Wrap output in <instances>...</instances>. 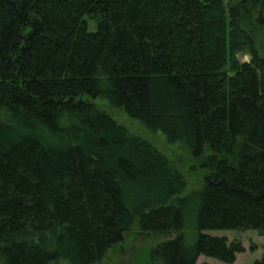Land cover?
Segmentation results:
<instances>
[{"label":"trees","instance_id":"trees-1","mask_svg":"<svg viewBox=\"0 0 264 264\" xmlns=\"http://www.w3.org/2000/svg\"><path fill=\"white\" fill-rule=\"evenodd\" d=\"M260 37L264 0H0V264H100L130 233L172 235L149 264H233L203 232L264 236ZM85 97L183 145L201 188Z\"/></svg>","mask_w":264,"mask_h":264},{"label":"rangeland","instance_id":"rangeland-1","mask_svg":"<svg viewBox=\"0 0 264 264\" xmlns=\"http://www.w3.org/2000/svg\"><path fill=\"white\" fill-rule=\"evenodd\" d=\"M260 53H264V37H260L257 43ZM241 62H248V54L239 56ZM85 99L91 101L99 109L106 111L119 124L124 126L128 132L152 144L161 154H163L174 169L179 171L185 180L186 187L180 194L181 197L201 188L203 169L199 167L192 155L181 144H168L164 136L160 133H153L145 129L138 121L131 119L122 109H112L107 107L104 100ZM187 244L194 240V231L191 225L183 231ZM204 234L212 237H225L228 242L238 241L243 246L244 251L236 255L233 264H252L262 257L264 252V236L255 230L247 231H205ZM172 238V235H139L130 233L124 242L112 248L101 261L100 264H149V253L157 244ZM225 264L213 258L200 256L196 264Z\"/></svg>","mask_w":264,"mask_h":264}]
</instances>
